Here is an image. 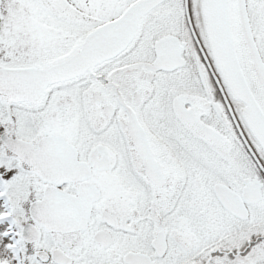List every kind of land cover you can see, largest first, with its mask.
I'll list each match as a JSON object with an SVG mask.
<instances>
[{"label": "snow or ice", "instance_id": "obj_1", "mask_svg": "<svg viewBox=\"0 0 264 264\" xmlns=\"http://www.w3.org/2000/svg\"><path fill=\"white\" fill-rule=\"evenodd\" d=\"M0 264H264V0H0Z\"/></svg>", "mask_w": 264, "mask_h": 264}]
</instances>
